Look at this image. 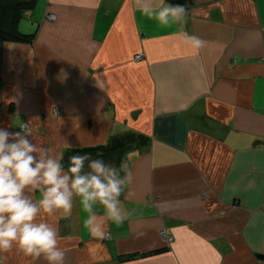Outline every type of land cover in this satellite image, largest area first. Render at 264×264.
<instances>
[{
  "label": "crops",
  "instance_id": "0c3cea01",
  "mask_svg": "<svg viewBox=\"0 0 264 264\" xmlns=\"http://www.w3.org/2000/svg\"><path fill=\"white\" fill-rule=\"evenodd\" d=\"M18 30L31 40H0V127L29 123L57 155L145 140L125 155L128 215L107 239L76 202L55 217L65 264H264V0H190L198 51L137 0H36Z\"/></svg>",
  "mask_w": 264,
  "mask_h": 264
},
{
  "label": "clouds",
  "instance_id": "9594fccd",
  "mask_svg": "<svg viewBox=\"0 0 264 264\" xmlns=\"http://www.w3.org/2000/svg\"><path fill=\"white\" fill-rule=\"evenodd\" d=\"M137 5L144 18L177 29L174 35L193 51L203 46L199 36L184 30L189 17L184 4L137 0ZM96 86L105 87L99 77ZM18 127L14 132L0 127V264H7L13 251L46 264H65L55 217L69 213L76 202L84 214L82 227L98 241L107 239L109 225L127 219L121 196L131 181L129 164L125 159L116 166L75 152L65 166L62 154L33 142L29 123Z\"/></svg>",
  "mask_w": 264,
  "mask_h": 264
},
{
  "label": "trees",
  "instance_id": "16d2710c",
  "mask_svg": "<svg viewBox=\"0 0 264 264\" xmlns=\"http://www.w3.org/2000/svg\"><path fill=\"white\" fill-rule=\"evenodd\" d=\"M171 3H181L189 11L190 0H170ZM36 0H0V40L28 42L30 34H22L18 30V23L23 12L33 9ZM145 140L141 135L127 132L110 136L106 144L81 149H71L63 154L65 166L68 157L75 152L89 153L92 158H103L108 163L119 166L128 151L139 147Z\"/></svg>",
  "mask_w": 264,
  "mask_h": 264
},
{
  "label": "built area",
  "instance_id": "2783aa9c",
  "mask_svg": "<svg viewBox=\"0 0 264 264\" xmlns=\"http://www.w3.org/2000/svg\"><path fill=\"white\" fill-rule=\"evenodd\" d=\"M141 57H142L141 54H137V55L135 56V60H139V59H141ZM160 235H161L163 238H165L167 241H171V240H172L171 237L168 236V235L165 233L164 230H160Z\"/></svg>",
  "mask_w": 264,
  "mask_h": 264
},
{
  "label": "water",
  "instance_id": "95a60500",
  "mask_svg": "<svg viewBox=\"0 0 264 264\" xmlns=\"http://www.w3.org/2000/svg\"><path fill=\"white\" fill-rule=\"evenodd\" d=\"M258 257L261 258V259H264V256H262V255H258Z\"/></svg>",
  "mask_w": 264,
  "mask_h": 264
}]
</instances>
